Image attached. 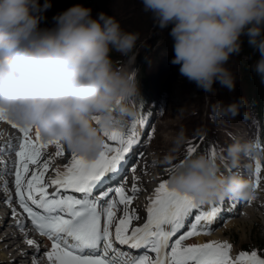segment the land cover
<instances>
[{"label": "clouds", "instance_id": "clouds-1", "mask_svg": "<svg viewBox=\"0 0 264 264\" xmlns=\"http://www.w3.org/2000/svg\"><path fill=\"white\" fill-rule=\"evenodd\" d=\"M141 3L159 28L171 25V63L197 88L214 92L219 83L235 89L226 65L241 51L242 37L258 53L252 71L264 84V0ZM50 7L51 0H0V113L21 127L38 129L45 140L59 141L69 152L94 159L104 150L105 134L138 115L133 100L140 94L139 81L114 67L111 54L128 56L139 34L124 30L103 11L94 18L82 4L57 13L53 27L41 28ZM241 100L219 104L218 113L237 114ZM182 143L177 137L175 146ZM255 147L253 141L236 140L224 158L236 167ZM221 168L207 154L193 155L173 166L167 183L200 204L253 196L249 179Z\"/></svg>", "mask_w": 264, "mask_h": 264}, {"label": "snow or ice", "instance_id": "snow-or-ice-1", "mask_svg": "<svg viewBox=\"0 0 264 264\" xmlns=\"http://www.w3.org/2000/svg\"><path fill=\"white\" fill-rule=\"evenodd\" d=\"M0 120L21 133L18 143L0 146V156L15 153V161L0 159V180L14 175V198L26 219L21 221L15 208L11 214L17 227L23 230L30 221L52 242L51 249L44 252L51 264H264V255L257 250L241 251L233 258L228 241L186 245L189 238L210 234L218 219L234 207L231 202L228 208L213 202L205 208L190 195L171 189L167 181H161L149 198L145 223L133 226L139 216L130 206L140 188L134 183L130 191L126 189L123 175L131 156H143L136 152L137 147L152 138L154 128L147 120L134 119L130 127L106 133L104 150L94 159L71 152L70 163L47 178L53 158L45 157L44 150L55 145V155L62 156L64 146L45 140L38 129L12 123L2 113ZM137 123L141 127L148 124L151 130L142 133ZM197 147L190 144L188 152ZM260 178L261 162L257 160L254 187H259ZM7 185L3 181L0 188L7 190ZM62 190L79 196L62 194ZM4 199L11 204L13 197L6 195ZM118 208L122 212L119 218ZM26 243L33 246L34 256L40 252L33 239H26Z\"/></svg>", "mask_w": 264, "mask_h": 264}, {"label": "rangeland", "instance_id": "rangeland-1", "mask_svg": "<svg viewBox=\"0 0 264 264\" xmlns=\"http://www.w3.org/2000/svg\"><path fill=\"white\" fill-rule=\"evenodd\" d=\"M40 2L43 3V0ZM64 10L66 8L58 4L56 0H51V7L44 12L40 27H53L55 24L53 17ZM95 10L92 14L94 18L103 11L115 17L124 30L139 34L136 46L128 56L122 58L119 53L113 52L116 56L115 60L122 58L114 67H119L125 59L131 57L134 66L132 73L135 78L137 79L136 71L142 65L148 78L149 89L145 100L142 101L138 95L133 100V105L138 112L135 120H147L148 124L154 128L150 142L141 144L136 149V152L140 150L145 155L144 162L141 161L143 156L139 157L138 170L132 171L131 176H129L136 177L139 174L143 178L140 177V179L133 180L132 183L125 184V187H128L135 183L140 188L130 206L136 210V214L138 213L139 216L138 220L133 221V226L143 225L146 221V208L150 202L149 198L155 195V189L159 183L166 181L167 172L188 156L190 144L198 146L193 153L196 152L198 155L204 153L220 162L222 171L238 172L237 174L242 175L245 171H241V169L249 167L248 171L245 172V177L251 183H255V165L256 161L259 160L261 162V178L258 190L248 199V204L242 200H235L233 212L226 211L215 223L214 230L210 233L221 234L222 239L231 243L233 246L231 255L233 254L232 256L235 258L241 251H246L241 249L243 242L264 239V156L261 152V138L259 136L260 130L262 131L264 128V114L260 115L256 107L250 108L246 104L239 88L240 66L245 55L240 53L232 55L226 65L235 76L236 83L233 91H229L216 83L213 85L214 92H205L197 88L194 82H190L186 77L180 75L179 65L171 63L175 55L172 49V39L169 36L171 25L168 29L159 28L152 14L143 9L141 0H103ZM240 98L243 100H241L237 114L220 115L218 113L217 106L219 104L228 105L240 100ZM133 120L127 121L118 129L130 127ZM148 124L141 127L137 123V128L142 133H146L151 130ZM227 136L230 137V140ZM177 137H183V143L178 148L175 146ZM236 140L241 142L253 141L256 147L247 155L242 156L238 166L232 167L225 160L224 153L227 146ZM212 145H215L214 149L211 148ZM169 154L174 158L164 159ZM64 156L70 160L68 155L64 154ZM135 158L136 155L131 156L133 162L136 160ZM55 164H60V162L56 161ZM128 169H130V165ZM132 186L129 187V191ZM219 202L228 208L231 200ZM2 203L3 201L0 199V221L7 215V208ZM9 216L11 215L9 214ZM120 216H122V212L118 208L117 217ZM229 219H232V222L225 225V220ZM9 228H13V226H5L4 224V228H0V236H3ZM210 234H202V241H208ZM192 239L194 237L189 238L185 243L193 241ZM12 241L15 243L3 252L13 256L18 251L24 253L25 248L22 240L15 238ZM1 242L6 245L10 239ZM0 254H2V250H0ZM21 257L23 256H20L17 263L19 264L20 261L21 264H26V258L21 259ZM0 262L3 261L0 260Z\"/></svg>", "mask_w": 264, "mask_h": 264}, {"label": "bare ground", "instance_id": "bare-ground-1", "mask_svg": "<svg viewBox=\"0 0 264 264\" xmlns=\"http://www.w3.org/2000/svg\"><path fill=\"white\" fill-rule=\"evenodd\" d=\"M117 69L128 72L129 74H132V70L134 69L133 58L125 59V61L123 63H121L120 66L117 67ZM18 138L19 137H18V134L16 133L15 128H13L12 125L10 123H8L7 121L0 120V146L6 147L8 143H13V144L18 143ZM64 150H65V154L68 155L70 160H67V158H65L64 155L56 156L55 155V152H56L55 145H49V147L44 150L45 157L51 156L53 158L51 166L49 168V171L46 174V177L54 176L55 175V172H54L55 169L59 168L60 170H63L64 166L67 165L68 163H70V161H71L70 153L71 152H69L65 147H64ZM138 152H140V150ZM0 159H2L3 161H15V159H16L15 153L14 152H5L2 156H0ZM144 160H145V155H143L141 161L144 162ZM56 161H59L60 164H55ZM137 166H136V168H137ZM127 172H128V170L126 171V173ZM3 181H7L8 185H7V190L0 188V199H1V201H3L2 205L7 208V215H5V218L2 221H0V228L1 227L4 228V224H5V226L11 225V226H13V228H9V230L6 231V233H4L3 236H0V241H8V239H10V242L7 243L6 245L4 244V242L0 243L1 244L0 250H2V254H0V260L3 261L2 263L0 262V264H18L17 261L19 260L20 256H23V257H21V259L26 258V260H27L26 264H51V262L44 255V252H45V250L51 249V243L52 242L46 236H42L40 234L32 235L33 231H32V226H31L30 221L27 222L26 227L23 230L21 228L17 227L16 226L17 219L14 218L11 214L12 209L15 208L17 211V214H18V218L21 221L26 219V214L23 213V210L20 213H18V210H21V209L19 208L18 202L14 198L15 197L14 175H4L2 177V180H0V183H2ZM127 189L129 190V188H127ZM52 190H53L52 188H49L50 192ZM6 195L13 197L11 204L5 203L4 198ZM234 201L235 200H231L232 205H235ZM145 203H146V201H145ZM212 203L213 202L208 203V204H204V207L209 208ZM215 203H220V202H215ZM9 214L11 216H9ZM7 217H8V220H7ZM146 217H147V215H146ZM231 222H232V219L225 220L224 224L228 225ZM139 226H141V225H139ZM184 231H186V230H184ZM210 235L211 236L208 237V241H212V240L226 241L225 239H222L220 237L221 234L219 235L218 233H216V235H215L212 233ZM202 236L203 235L201 234L199 236L194 237V239H192V240L194 241V243L196 242L197 244H202V243L208 242V241H202ZM15 238H19L22 240V244L25 248L23 251L24 253H20L18 251L14 256L13 255H6V253H4L3 250L9 249V247H11L15 243L14 241H12ZM2 239H4V240H2ZM26 239H33L39 245L40 252L37 253L35 256L33 255V246H29L26 243ZM193 241L188 242L186 244L187 245L192 244ZM15 247H17V246H15ZM121 247L125 248V250H127L125 246H121ZM19 264H21L20 261H19Z\"/></svg>", "mask_w": 264, "mask_h": 264}, {"label": "trees", "instance_id": "trees-1", "mask_svg": "<svg viewBox=\"0 0 264 264\" xmlns=\"http://www.w3.org/2000/svg\"><path fill=\"white\" fill-rule=\"evenodd\" d=\"M58 4L68 9L69 7L75 4H82L85 7H89L92 9L93 14L96 10L98 4H100L103 0H56ZM242 45L240 54L245 55L240 66V77L238 80L239 88L244 96L246 104L249 105L250 108H255L258 112L263 114L264 111V84L260 82V78L252 71V65L258 59V53H256L248 44L247 38L242 37ZM112 59L114 61L113 64L118 63L120 58L116 59L114 53L111 54ZM137 81H139L140 94H138L139 98L144 100L148 93V78L147 73L143 67H140L137 70ZM227 138L230 137L227 136ZM261 139L264 142V128L261 131ZM185 161V160H184ZM181 164V163H180ZM180 164L177 166L179 167ZM241 247L244 249H251L253 247H257L260 254L264 255V239H258L254 242L247 241L241 244Z\"/></svg>", "mask_w": 264, "mask_h": 264}]
</instances>
